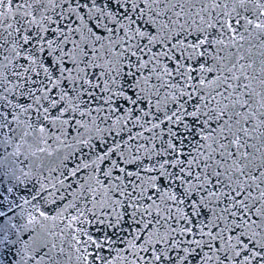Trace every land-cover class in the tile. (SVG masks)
I'll use <instances>...</instances> for the list:
<instances>
[{"label": "snow or ice", "instance_id": "6c2138e0", "mask_svg": "<svg viewBox=\"0 0 264 264\" xmlns=\"http://www.w3.org/2000/svg\"><path fill=\"white\" fill-rule=\"evenodd\" d=\"M0 264H264V0H0Z\"/></svg>", "mask_w": 264, "mask_h": 264}]
</instances>
